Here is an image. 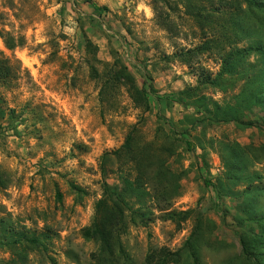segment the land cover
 <instances>
[{
	"label": "rangeland",
	"instance_id": "obj_1",
	"mask_svg": "<svg viewBox=\"0 0 264 264\" xmlns=\"http://www.w3.org/2000/svg\"><path fill=\"white\" fill-rule=\"evenodd\" d=\"M163 12L172 32L159 23L154 0H0V54L16 73L0 84V264H99V245L82 230L106 187L123 190L139 177L135 163L115 155L136 126L137 143L150 146L143 152L162 153L170 172L162 182L153 167L128 197L136 212L122 239L129 260L117 264H146L156 248L183 251L198 214L170 216L187 211L206 221L202 264H254L242 255L246 227L235 217L243 193L264 188V110L245 109L243 120L252 126L209 125L200 122L204 112L192 101L180 103L182 91L217 77L221 59L215 52L191 64L173 57L205 39L181 7ZM249 27L240 48L264 44V29ZM113 65L125 66L147 89L149 112L136 106L127 87L101 96L92 66L102 76ZM242 87L240 81L226 91L202 89L224 104ZM233 144L247 147L240 182L228 178ZM260 195L264 210V191ZM189 261L184 252L179 264Z\"/></svg>",
	"mask_w": 264,
	"mask_h": 264
},
{
	"label": "trees",
	"instance_id": "obj_2",
	"mask_svg": "<svg viewBox=\"0 0 264 264\" xmlns=\"http://www.w3.org/2000/svg\"><path fill=\"white\" fill-rule=\"evenodd\" d=\"M155 10L159 15V23L172 32V21L170 14L163 10H176L181 7L184 14L189 17L195 26L202 32L205 39L194 49L183 50L175 54L181 62L191 64L196 58L206 53L215 52L221 59V70L215 79L203 77L201 86L191 87L182 91L178 101L187 106V100L204 112L205 117L200 121L209 125L236 122L243 125H254V122L243 120L244 111L250 107H260L264 110V44L253 43L247 47L240 48L238 44L250 36L249 26L264 29V0H154ZM7 47L14 49L15 42L12 38L6 40ZM89 52L96 55L97 48L88 41ZM256 56L259 60L249 63V59ZM261 58V60H260ZM96 59V58H95ZM95 78L102 83L101 96L118 92L122 86L127 87L128 92L138 108L144 112L151 110L149 92L146 88H140L127 68L108 66L107 71L101 76L98 70L92 66ZM16 73L8 59L0 54V84L6 83L14 78ZM243 82L242 91L232 101L221 104L204 95L202 86L222 87L225 91L229 83ZM227 83V84H226ZM190 105V104H189ZM140 128L136 126L126 144L115 155L119 159L126 158L127 162H133L140 174L134 181L127 180V188L115 190L109 187L104 189L101 199L95 205V215L92 223L82 230L84 239L94 241L99 245L98 254L94 260L99 264H117L118 259L129 260L124 244L123 236L129 229V216L136 214L128 201V197L134 195L135 189L143 186V179L150 170L159 169L156 179L164 182L169 175V170L161 158L162 153L157 151L150 153V146H140L137 143ZM232 157L231 165L228 164V178L240 182L242 177V165L240 158L247 154V147L239 144L228 145ZM150 151V150H149ZM161 152V151H160ZM251 185V184H250ZM251 187H253L251 185ZM216 190L217 187L214 185ZM263 189L251 188L243 194L245 200L243 207L235 217L239 227L246 230L240 235L242 255L254 264H264V210L259 207L260 192ZM260 195V196H259ZM192 214L197 215V222L193 232L181 252H172L166 247L152 250L147 258L146 264H179L184 252L190 261L188 264H202L201 243L204 238L203 216L195 211L173 213L170 217L177 216L188 218ZM32 244H39L37 238L29 240Z\"/></svg>",
	"mask_w": 264,
	"mask_h": 264
}]
</instances>
